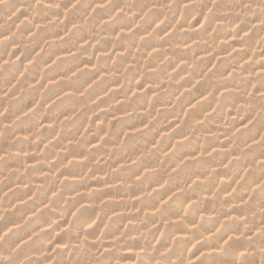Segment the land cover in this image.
Wrapping results in <instances>:
<instances>
[{"label":"clouds","instance_id":"clouds-1","mask_svg":"<svg viewBox=\"0 0 264 264\" xmlns=\"http://www.w3.org/2000/svg\"><path fill=\"white\" fill-rule=\"evenodd\" d=\"M0 264H264V0H0Z\"/></svg>","mask_w":264,"mask_h":264}]
</instances>
